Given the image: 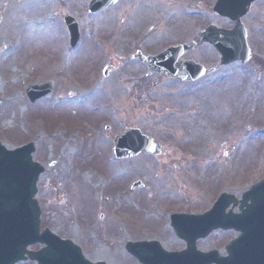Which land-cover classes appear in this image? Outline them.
Here are the masks:
<instances>
[{
  "label": "rangeland",
  "instance_id": "obj_1",
  "mask_svg": "<svg viewBox=\"0 0 264 264\" xmlns=\"http://www.w3.org/2000/svg\"><path fill=\"white\" fill-rule=\"evenodd\" d=\"M88 1L0 0V142L34 144L32 158L44 169L41 228L79 245L90 261L138 264L127 241L180 250L169 214L202 213L220 192L239 198L264 178V1L243 22L252 58L193 84L146 76L132 54L195 40L209 24L231 27L212 12L214 0H119L93 15ZM66 12L79 25L74 49ZM182 58L214 67L219 56L197 44ZM104 65L112 66L106 77ZM46 81L51 93L30 103L24 89ZM130 127L159 143L162 155L116 160L113 137ZM137 180L143 186L131 188ZM235 236L218 230L197 247L224 254Z\"/></svg>",
  "mask_w": 264,
  "mask_h": 264
},
{
  "label": "water",
  "instance_id": "obj_2",
  "mask_svg": "<svg viewBox=\"0 0 264 264\" xmlns=\"http://www.w3.org/2000/svg\"><path fill=\"white\" fill-rule=\"evenodd\" d=\"M117 0H91L90 13L111 6ZM253 0H216L213 11L234 22L230 30L210 25L199 34L202 42L212 45L220 54V65L250 58L246 43V29L239 18L244 15ZM1 21V15H0ZM70 44L78 39V26L73 17L64 16ZM222 35V37H221ZM194 42L165 49L157 56L144 57L137 52L135 58L147 66L149 73L156 72L164 78L192 81L210 73L193 60L179 57L194 46ZM109 67H105L106 75ZM52 84L27 88L26 94L33 102L47 95ZM33 143L16 149H7L0 143V264H16L20 261H35L37 264H106L91 262L80 247L69 239H61L49 229L40 233V210L35 199L36 183L43 168L32 161ZM146 151L160 153V145L138 129H128L114 138L113 153L116 158L137 155ZM137 182L133 186H139ZM232 208L225 213V209ZM238 205V213L232 209ZM171 227L176 236L185 242L181 252H166L159 242H128L125 249L141 264H264V180L245 191L241 200L221 194L210 210L199 216L174 215ZM215 229H233L239 235L225 248L226 257L216 251L203 253L196 249L195 242ZM44 245L36 251L28 250L34 244Z\"/></svg>",
  "mask_w": 264,
  "mask_h": 264
},
{
  "label": "flooded vegetation",
  "instance_id": "obj_3",
  "mask_svg": "<svg viewBox=\"0 0 264 264\" xmlns=\"http://www.w3.org/2000/svg\"><path fill=\"white\" fill-rule=\"evenodd\" d=\"M263 1H264V0H257V1H255V2L252 4L251 11H250L245 17H243L242 19H243V20L247 19V18L250 16V13L256 8V6L262 4Z\"/></svg>",
  "mask_w": 264,
  "mask_h": 264
}]
</instances>
